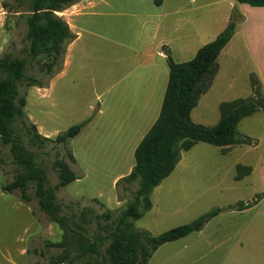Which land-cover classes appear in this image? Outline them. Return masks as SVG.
I'll list each match as a JSON object with an SVG mask.
<instances>
[{
	"label": "rangeland",
	"instance_id": "rangeland-1",
	"mask_svg": "<svg viewBox=\"0 0 264 264\" xmlns=\"http://www.w3.org/2000/svg\"><path fill=\"white\" fill-rule=\"evenodd\" d=\"M3 1L5 5L0 0V57L25 61L24 77L18 81L20 95L26 101L24 122H34L41 135L53 139L68 127L89 121L65 144L33 142L23 121L16 120L12 125L21 149L44 172L43 189L54 195L51 213L40 206L33 180L27 183L26 199L19 190L1 191L3 184L24 170L11 155L10 144L0 138V264L107 261V247L118 233V217L125 205L131 203L138 187V181L122 178L131 170L132 147L139 136L131 123L134 119L144 122L141 93L144 94L145 85H158V73L166 81L167 59L159 50L175 27L171 10L178 0H163L162 5H155L152 0H94L88 7L92 0H85L81 8L70 5L59 11L57 14L76 36L64 44L65 52L50 72L43 66L45 57L33 56L29 51L26 17L32 0ZM181 15L186 27L190 21L196 27L207 22L203 13L199 16L192 10ZM250 18L245 34L248 41L255 43V13ZM239 40L238 34L231 45L232 52L223 59L221 73L191 110L193 122L212 126L219 119L220 102L251 94L249 77L252 72L256 74V65ZM172 59L183 60L176 54ZM25 76L34 77L40 86H28ZM101 102L105 106L103 116L109 117L106 124L96 118ZM259 115L242 118L237 131L242 135L248 131L257 137L262 132ZM243 149L222 152L218 146L198 142L190 150L181 151L180 164L160 182V190L151 192L154 205L132 222L131 229L148 230L155 235L189 222L219 203L257 199L254 184L234 178L236 169L232 164L237 158L245 163L255 161L257 156L258 149L253 148L250 153ZM57 159L65 160L78 176L58 188ZM217 183L221 189L215 192ZM181 185L191 187L183 193L178 190ZM245 220L250 235H262L264 207H252L235 217L238 223ZM86 240H95V251L82 252ZM256 243L255 238L250 240L249 264H256ZM179 248L176 244L160 248L148 264H177ZM208 259L206 256L193 264Z\"/></svg>",
	"mask_w": 264,
	"mask_h": 264
},
{
	"label": "trees",
	"instance_id": "trees-1",
	"mask_svg": "<svg viewBox=\"0 0 264 264\" xmlns=\"http://www.w3.org/2000/svg\"><path fill=\"white\" fill-rule=\"evenodd\" d=\"M78 0H32L30 13L26 17L29 51L34 56L43 55L45 70L50 72L54 64L65 52L64 44L75 38L68 23L57 13ZM250 6H264V0H236ZM160 5L162 0H152ZM2 4L5 5L2 0ZM243 20L236 7H233L227 25L216 37L203 44L195 55L186 61L176 62L165 51L168 65V80L164 91L159 115L152 126L134 147V164L130 172L122 177L127 182L138 181L133 200L121 210L117 220L118 233L107 247V261L99 264H148L152 254L165 243L178 240L191 232L201 230L214 216L224 210H242L256 203L237 201L226 206H216L195 217V219L173 226L158 234L148 230H132V222L139 219L151 209L150 194L175 168L180 160L181 151H188L198 142H206L221 147L225 152L230 146L241 143L253 144L254 140L237 131L240 120L257 111H264V92L255 74H250L251 94L219 103V119L216 124L206 126L193 122L191 110L198 99L211 86L218 71L217 57L235 32L238 22ZM24 59L0 57V138L10 144V152L16 162L23 166L24 172L12 181L1 186V191L21 192L26 199L25 191L28 181H35L36 194L40 206L51 213L52 192L43 189L44 172L33 162L32 156L19 146V139L13 130L16 120L23 121L28 127L33 142H53L65 144L76 136L89 119H85L58 133L55 138L41 135L36 125L24 122L25 97L20 95L18 81L24 77ZM28 86L39 85L32 76H25ZM70 158L74 159L70 153ZM59 182L56 188L65 186L78 178L77 174L63 159L55 162ZM236 180L251 171L248 165L237 164ZM109 216V213H106ZM95 240H86L82 244V252L95 251Z\"/></svg>",
	"mask_w": 264,
	"mask_h": 264
},
{
	"label": "crops",
	"instance_id": "crops-1",
	"mask_svg": "<svg viewBox=\"0 0 264 264\" xmlns=\"http://www.w3.org/2000/svg\"><path fill=\"white\" fill-rule=\"evenodd\" d=\"M85 2V0H78L71 5L77 9L83 7ZM88 3L89 4L86 7L92 6L94 4V0L91 2L89 1ZM162 3L160 5H162ZM233 7L237 8L238 12L243 17V20L237 23L234 34L217 57L218 71L213 81L221 73L223 59L225 60L228 56V53L230 54L232 52L231 45L233 46L235 37L239 34V42L242 48L245 49L250 60L256 65V74L254 72L252 73L255 74L259 79L264 92V6H250L245 3H238L236 0H178L174 5H172L173 9L171 10L172 15L175 17V27L172 28V31H170L165 41L161 43V50H159V53L165 57V51H168L172 58L174 57V54H176L178 57L183 58V60L180 62L186 61L185 59H191L199 47L213 40L216 35L224 29L228 23ZM185 10H192L199 16H201V13H203L204 17L207 18L206 24L199 23V25L196 27L194 21H190V26L186 27L184 23L185 17L181 15L183 12H185ZM254 13L256 15L255 43L253 41H248L246 37L247 35L245 34V26L248 25L251 20L250 15ZM202 24L204 27H201ZM239 42L236 41V44ZM162 47H165L166 50ZM235 51L236 50H234V52ZM159 72L163 75V68L159 69ZM158 76L159 73L156 77L158 85L153 86L152 83L148 85L146 84L144 87V94L143 92L141 93L144 97L142 115H145V119L143 123H141L138 119H134V123H131V126L137 129L136 135H139L134 147L137 146L143 135L152 126L159 115L168 80V72L166 81L164 77ZM157 92L158 94L156 97L155 94ZM98 97L99 95H97V98ZM97 108V120L100 118V120H104V123L106 124L109 117L103 116L105 113V106L103 102H101ZM255 113L260 114L259 118L261 119V122L259 123L262 125V132H258L257 137H252L248 131L243 132V135L252 138L254 143L252 145L241 143L230 146V148H225H228L226 151L231 152L237 148L243 147L245 148L243 149L245 153H250V150L253 148L258 149L255 161H248L244 163L240 162V158H237L232 164L234 168L237 164L248 165L251 167L250 173L243 176L241 179H238L237 181L243 182L244 180H247L249 183L255 185L256 195L258 196L256 203L242 210H224L220 212L216 216L212 217L201 230L191 232L178 240L159 246L152 256L156 254L160 248L166 245L176 244L177 246H180L176 252L177 264H193L198 260L204 259L206 256H209V259L202 262L201 264H249L248 251L250 248V240L255 238L257 242L256 264H264V228H262V235H258V232L257 235H250L247 220H245V222L240 221V223L235 221V217L237 215L247 212L252 207H264V111H258ZM91 123L92 121L90 124ZM126 125L128 126V124ZM194 146H196V144ZM134 147H132L133 153L135 149ZM181 160L182 153H180V160L176 164L173 171L180 164ZM171 173L168 176H170ZM161 183L153 188L152 194L157 188L158 190L161 189ZM215 186L218 187L215 192L220 191L221 188L219 187V183H217ZM190 187V185H181L178 187V190L180 192L186 193ZM229 204L219 203L217 206H229ZM153 205L154 204H152V206Z\"/></svg>",
	"mask_w": 264,
	"mask_h": 264
}]
</instances>
